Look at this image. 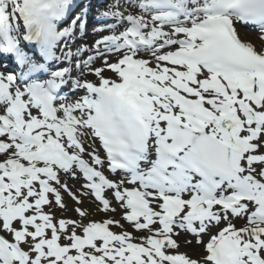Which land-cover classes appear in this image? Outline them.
<instances>
[{"label": "snow or ice", "instance_id": "snow-or-ice-1", "mask_svg": "<svg viewBox=\"0 0 264 264\" xmlns=\"http://www.w3.org/2000/svg\"><path fill=\"white\" fill-rule=\"evenodd\" d=\"M0 264H264V0H0Z\"/></svg>", "mask_w": 264, "mask_h": 264}, {"label": "rangeland", "instance_id": "rangeland-1", "mask_svg": "<svg viewBox=\"0 0 264 264\" xmlns=\"http://www.w3.org/2000/svg\"><path fill=\"white\" fill-rule=\"evenodd\" d=\"M86 206H90V205H86ZM94 218L100 219L102 217L96 216ZM179 243H180L179 252L186 253L187 255H189L190 257H192L194 259H198L202 255V250L200 248H198L194 245H186V244H184V241H182V240H179Z\"/></svg>", "mask_w": 264, "mask_h": 264}]
</instances>
